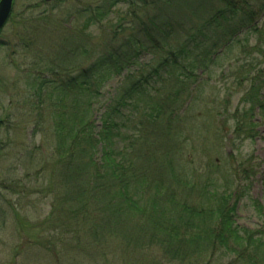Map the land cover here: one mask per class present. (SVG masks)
<instances>
[{"label": "trees", "instance_id": "16d2710c", "mask_svg": "<svg viewBox=\"0 0 264 264\" xmlns=\"http://www.w3.org/2000/svg\"><path fill=\"white\" fill-rule=\"evenodd\" d=\"M118 2L129 10L116 16L105 48L87 66L79 56L88 49L77 43L72 59L58 48L55 77H44L39 69L29 72L35 81L29 97L44 105L48 91H54L57 104L56 144L42 196L57 205L63 214L60 226L77 245L116 239L125 243V251L135 246L132 255L146 246L156 248L164 264L194 254L198 260L186 264H215L213 255L220 252V259L228 258L216 264H264V203L249 197L260 213L259 227L236 222V203L250 195V179L238 186L232 201L231 192L218 193L206 182L196 189L200 200H182L173 188L177 178L178 184L194 185L179 165L182 140L176 139L177 150L170 149L176 135L181 136L179 125L186 127L177 100L187 87L176 74L201 68L209 76L212 66H221L216 64L219 48L236 66L222 74L245 82L249 90L232 113L233 130H241L243 138L258 136L256 116L264 117V0H103L95 7L74 8L68 20L84 14L82 29L101 24ZM19 41L24 44L23 36ZM144 53H151L150 63L138 66ZM119 76L109 102L101 104L103 89ZM169 81L173 89L158 96L157 83L168 88ZM161 140L169 144L158 151L155 144ZM261 186L264 202V172ZM56 236L47 240L55 250ZM58 243L66 252L68 242ZM201 252L207 255L203 258Z\"/></svg>", "mask_w": 264, "mask_h": 264}, {"label": "rangeland", "instance_id": "374dc122", "mask_svg": "<svg viewBox=\"0 0 264 264\" xmlns=\"http://www.w3.org/2000/svg\"><path fill=\"white\" fill-rule=\"evenodd\" d=\"M102 1L13 0L10 20L1 30L0 264H164L156 248L146 246L132 255L135 252L131 250L135 246L130 244L129 250L125 251V243L116 239L112 240L114 243L107 239L92 247L86 243L77 245L73 234H66L67 228L60 226L62 212H59L57 205L52 206L50 196H42L47 184L43 176L48 174L46 166L53 162L52 152L56 144L53 112L57 104L54 91H48L49 101L44 105H37L40 98L29 97L30 87L35 83L29 72L31 74L32 70L39 69L44 71V77H55L57 69L54 70L52 64L58 48L61 46L67 59L69 56L72 59L73 46L77 43L88 49L86 54L79 56L82 65L87 66L105 48V41L114 30L117 17L126 15L129 7L126 3L118 2L108 20L105 18L101 24H91L86 29H82L84 14L78 15L77 20L74 17L68 20V17L72 16L74 8H91L96 4L102 5ZM175 12L178 13L176 8ZM20 36H23V45L19 41ZM63 37L65 40H61ZM221 50L219 48L218 54L222 56L216 62L221 66H212L209 76L201 68L196 71L187 68L183 69L184 73L176 74V79L187 87L182 98L177 100L180 120L186 123V127L183 123L179 125L181 136L176 135L170 149L177 150L179 145L176 139L182 140V161L179 165L188 180H192L194 188L178 184L180 177L173 188L180 199L193 202L200 200L196 189L201 182H206L210 189H218V193L223 190L231 192L232 201L235 190L240 188L238 186L243 187L250 179V195H243L236 203V222L253 229L262 222L249 197L264 203L261 186V173L264 172V143L261 140V136H264V117L256 116V138H243L241 130L234 132L232 113L241 107V97L249 90L245 82L238 83L233 76L222 74V69H229V65L236 66L232 58ZM11 51H14L12 56ZM151 58V53L142 54L138 66L149 64ZM64 66L66 69V62ZM168 77L163 75V78ZM121 78L119 76L109 81L103 89L105 95L101 104L109 102L106 98ZM171 86V83L168 88L157 83L155 89L161 93L158 96H166L173 89ZM167 143L158 141L155 149L161 151L160 146ZM146 146L150 147L149 144ZM248 168H253V171ZM55 179L54 175L53 182ZM54 233H57L56 250L47 241ZM61 239L69 244L66 252L58 243ZM121 251L126 254L125 261L120 259ZM219 254L222 253L213 255L215 264L228 258L220 259ZM200 255L204 258L207 254L201 252ZM197 260L194 254L186 261L170 264Z\"/></svg>", "mask_w": 264, "mask_h": 264}, {"label": "water", "instance_id": "95a60500", "mask_svg": "<svg viewBox=\"0 0 264 264\" xmlns=\"http://www.w3.org/2000/svg\"><path fill=\"white\" fill-rule=\"evenodd\" d=\"M13 0H0V29L9 17Z\"/></svg>", "mask_w": 264, "mask_h": 264}]
</instances>
